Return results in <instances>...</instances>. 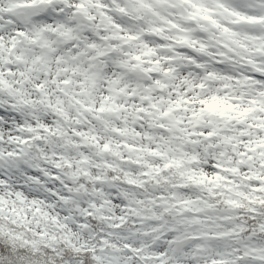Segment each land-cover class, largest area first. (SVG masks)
Here are the masks:
<instances>
[{
    "label": "clouds",
    "instance_id": "clouds-1",
    "mask_svg": "<svg viewBox=\"0 0 264 264\" xmlns=\"http://www.w3.org/2000/svg\"><path fill=\"white\" fill-rule=\"evenodd\" d=\"M0 264H264V0H0Z\"/></svg>",
    "mask_w": 264,
    "mask_h": 264
}]
</instances>
